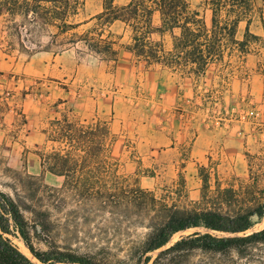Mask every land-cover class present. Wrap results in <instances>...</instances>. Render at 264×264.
Returning <instances> with one entry per match:
<instances>
[{"label":"rangeland","instance_id":"374dc122","mask_svg":"<svg viewBox=\"0 0 264 264\" xmlns=\"http://www.w3.org/2000/svg\"><path fill=\"white\" fill-rule=\"evenodd\" d=\"M187 1L209 19L204 0ZM100 3L84 0L73 22L96 15ZM255 6L264 9V2L255 0ZM244 26H239V37ZM250 30L263 36L257 14ZM49 31L28 33L20 18L0 16V192L40 216L48 214L43 231L23 211L36 250L52 247L100 264H135L136 248L148 233L151 213L80 202L62 188L63 178L42 170L40 155L59 147L48 140L49 123L62 116L86 124L108 123L114 135L109 165L82 170L83 178L98 185L123 192L146 190L189 212L234 215L264 205L261 42H251L246 56H226L196 76L146 67L120 45L115 47L116 62L90 53L80 43L42 52L37 45H45ZM109 33L121 45L128 41L121 24L103 29V37ZM163 44L170 48L168 37ZM253 222L246 235L264 228V216ZM191 232L174 235L169 244ZM9 239L39 264L18 236ZM160 251L149 255L154 258ZM178 264H264V242L246 246L242 254L194 250Z\"/></svg>","mask_w":264,"mask_h":264},{"label":"trees","instance_id":"16d2710c","mask_svg":"<svg viewBox=\"0 0 264 264\" xmlns=\"http://www.w3.org/2000/svg\"><path fill=\"white\" fill-rule=\"evenodd\" d=\"M99 1L100 12L83 22H73V19L83 10L84 0H0V16L20 18L28 33L51 30L45 45H37L42 52H51L53 48L61 51L80 43L90 53L116 62L118 49L115 47L120 45L146 67L158 66L196 76L204 75L208 66L222 62L226 56L234 53L246 56L251 42H261L264 48V9L256 7L255 0H204L201 4L209 11L208 20L199 10L192 9L187 0H130L124 5H116L115 0ZM255 14L262 26V37L250 30ZM89 22H94L92 27L77 32ZM115 23L122 25L123 33L127 32V43L121 45L112 40L110 33L103 37V29ZM242 23H245L244 32L239 37ZM166 37L170 41L169 49H164ZM48 140L59 147L40 155L41 168L63 178L62 188L70 191L74 199L83 203L95 201L105 209L131 207L151 213L146 238L136 248L135 264H178L194 250L211 253L235 250L242 254L246 246L264 242V228L246 235L253 227V218L264 216V205L257 211L234 215L207 210L189 212L157 200L146 190L136 188L123 192L83 178L85 168L110 163L114 135L107 122L86 124L62 116L49 123ZM30 210L0 192V264H35L18 250L10 236H18L39 264H100L52 247L46 251L36 250L23 211L28 212L32 216L30 221L43 231L49 225L48 214L40 216ZM188 231L192 232L180 235L169 244L174 235ZM158 250L161 251L154 258L149 255Z\"/></svg>","mask_w":264,"mask_h":264},{"label":"bare ground","instance_id":"6f19581e","mask_svg":"<svg viewBox=\"0 0 264 264\" xmlns=\"http://www.w3.org/2000/svg\"><path fill=\"white\" fill-rule=\"evenodd\" d=\"M26 255V254H25Z\"/></svg>","mask_w":264,"mask_h":264}]
</instances>
